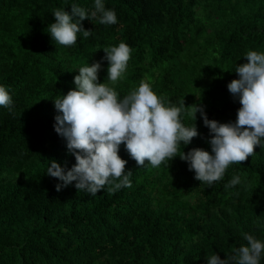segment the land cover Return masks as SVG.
<instances>
[{
	"label": "trees",
	"instance_id": "obj_1",
	"mask_svg": "<svg viewBox=\"0 0 264 264\" xmlns=\"http://www.w3.org/2000/svg\"><path fill=\"white\" fill-rule=\"evenodd\" d=\"M73 0H0V83L13 107L0 106V264H207V256L234 255L244 232L264 239V147L233 163L208 186L188 162L140 166L124 143L119 154L132 186L93 195L75 181L47 174L52 159L76 163L55 129L54 99L74 88L78 66L109 61L102 47L121 40L131 48L128 68L114 87L127 94L149 80L174 103L203 105L209 118H237L241 106L228 83L249 49L264 51V0H105L118 22L85 18L92 35L75 45L54 41L53 9ZM91 11L94 0H76ZM101 47V48H100ZM98 48V49H97ZM77 67V68H76ZM75 68V69H74ZM185 123H194L184 114ZM200 135L180 151H211L213 135L197 112ZM233 173L242 177L225 185ZM261 264H264L262 259Z\"/></svg>",
	"mask_w": 264,
	"mask_h": 264
},
{
	"label": "clouds",
	"instance_id": "obj_2",
	"mask_svg": "<svg viewBox=\"0 0 264 264\" xmlns=\"http://www.w3.org/2000/svg\"><path fill=\"white\" fill-rule=\"evenodd\" d=\"M53 15L56 19L47 32L55 42L66 46L75 45L80 33L84 38L92 35L93 30L82 23L85 18L98 16L105 25L118 22L115 9L107 7L105 0H94L91 11L73 0L71 11L66 6L56 7ZM102 48L106 55L101 59L109 61L107 79L101 82L99 78L103 67L100 60L87 61L78 66L76 86L53 98L58 110L55 129L66 138L68 150L76 157V163L67 170L57 160L50 161L46 173L63 182L56 185L57 190L73 181L79 190L93 195L106 184L113 185L109 191L130 188L132 170H126L128 161L119 154L122 143L140 166L159 167L179 155L195 171L196 179L208 186L223 179L231 164L253 155L256 145L264 147V51L249 49L244 55L246 61L237 64L239 75L228 83V88L241 106L235 120L222 122L209 118L203 105H186L184 98L174 103L158 94L149 80H141L121 95L114 85L127 71L132 48L123 40ZM0 106L9 110L13 107L12 95L4 83H0ZM198 111L213 134L209 138L211 151L192 147L181 152V145L184 148L200 135ZM185 113L194 123H185ZM241 182L242 177L233 173L225 187ZM243 236L247 243L235 248L234 255L221 258L214 252L207 256V264H261L264 239L250 232Z\"/></svg>",
	"mask_w": 264,
	"mask_h": 264
}]
</instances>
